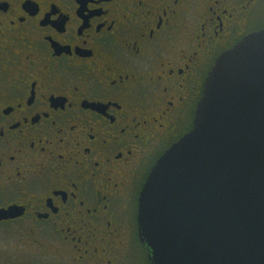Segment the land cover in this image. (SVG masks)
<instances>
[{"label": "flooded vegetation", "instance_id": "1", "mask_svg": "<svg viewBox=\"0 0 264 264\" xmlns=\"http://www.w3.org/2000/svg\"><path fill=\"white\" fill-rule=\"evenodd\" d=\"M261 30L264 0H0V264H151L147 178Z\"/></svg>", "mask_w": 264, "mask_h": 264}, {"label": "water", "instance_id": "2", "mask_svg": "<svg viewBox=\"0 0 264 264\" xmlns=\"http://www.w3.org/2000/svg\"><path fill=\"white\" fill-rule=\"evenodd\" d=\"M204 89L147 178L139 236L151 264H264V30L221 54Z\"/></svg>", "mask_w": 264, "mask_h": 264}, {"label": "rangeland", "instance_id": "3", "mask_svg": "<svg viewBox=\"0 0 264 264\" xmlns=\"http://www.w3.org/2000/svg\"><path fill=\"white\" fill-rule=\"evenodd\" d=\"M139 247H140V246H139ZM140 248H141V247H140ZM140 258H141V260L145 261V263H146L147 260H146V258H145V253H144V255L141 254V255H140Z\"/></svg>", "mask_w": 264, "mask_h": 264}]
</instances>
